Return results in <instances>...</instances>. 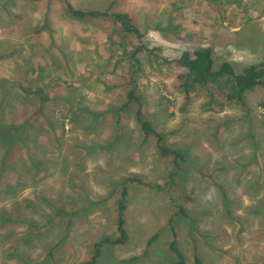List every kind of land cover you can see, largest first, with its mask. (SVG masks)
Wrapping results in <instances>:
<instances>
[{
	"label": "rangeland",
	"instance_id": "374dc122",
	"mask_svg": "<svg viewBox=\"0 0 264 264\" xmlns=\"http://www.w3.org/2000/svg\"><path fill=\"white\" fill-rule=\"evenodd\" d=\"M69 1L114 2L150 52L134 59L135 34L75 20L63 0H0V264H84L119 238L124 186L128 240L96 264H175L171 227L185 264H264V89L244 105L202 88L187 100L177 62L200 47L216 68L261 62L264 0ZM131 91L185 160L145 136Z\"/></svg>",
	"mask_w": 264,
	"mask_h": 264
},
{
	"label": "trees",
	"instance_id": "16d2710c",
	"mask_svg": "<svg viewBox=\"0 0 264 264\" xmlns=\"http://www.w3.org/2000/svg\"><path fill=\"white\" fill-rule=\"evenodd\" d=\"M35 2L47 1L48 4L54 3L57 0H33ZM66 5L67 13L75 20H85L87 18L98 19L106 18L112 19L115 23L122 26V28L128 32L135 34L140 41V45L134 52V59L137 55L143 53H149L150 50L142 43L143 34L138 28L133 18L128 13L113 12L112 8L115 3H111L106 10H85L76 9L69 0H63ZM139 62V59H136ZM178 64L185 69V72L179 75L182 82L181 88L185 94L187 100H191L194 92L198 88L209 90H218L222 93L224 102L229 105H244L245 96L248 92L255 90L257 87L264 89V58L258 64H252L243 69L242 72H237L233 65L224 61L219 68L215 66L214 49L211 47H200L194 52L184 51L181 57L177 60ZM25 92H30V89L23 87ZM37 93H42L41 89H37ZM129 101H136L139 103L137 110V119L141 126L145 136L154 135L157 138L158 149L160 155L164 158L174 157L175 164L178 160H185V155L177 149L171 148L166 144L165 134L157 132L152 122L145 116L141 99L135 96L134 92H128ZM129 180H135L130 178ZM127 209H128V188L123 187L121 198L118 200V225L117 231L119 238L111 240L106 238L103 242L96 245V251L94 256L84 262V264H96L99 257L102 255V245L104 244H125L128 240V232L126 229L127 224ZM174 240L171 243V250L175 253L178 262L175 264H185L184 255L179 250L177 245V233L173 227ZM157 236H154L149 244H152L156 240ZM196 264H204L199 258L195 259Z\"/></svg>",
	"mask_w": 264,
	"mask_h": 264
},
{
	"label": "crops",
	"instance_id": "0c3cea01",
	"mask_svg": "<svg viewBox=\"0 0 264 264\" xmlns=\"http://www.w3.org/2000/svg\"><path fill=\"white\" fill-rule=\"evenodd\" d=\"M19 68H20V66H19ZM21 68H22V67H21ZM22 72H23V71H22ZM0 152H1V151H0ZM1 167H2V168H5L6 166H5V164L2 163ZM2 170H3V169H2ZM2 181H3V180H2Z\"/></svg>",
	"mask_w": 264,
	"mask_h": 264
}]
</instances>
